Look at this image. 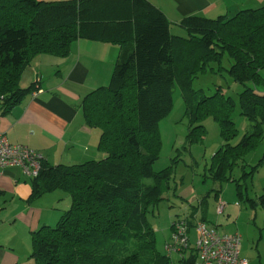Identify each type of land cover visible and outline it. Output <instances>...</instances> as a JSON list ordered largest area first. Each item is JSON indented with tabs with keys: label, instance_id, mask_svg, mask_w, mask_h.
Segmentation results:
<instances>
[{
	"label": "trees",
	"instance_id": "16d2710c",
	"mask_svg": "<svg viewBox=\"0 0 264 264\" xmlns=\"http://www.w3.org/2000/svg\"><path fill=\"white\" fill-rule=\"evenodd\" d=\"M179 24L183 36L170 32L169 20L148 0H0V113L34 89V83L22 87L20 80L37 55L65 57L80 38L120 49L108 83L81 102L85 123L99 131L97 149L103 156L74 164L41 162L37 176L29 177V200L54 190L70 197L54 226L31 232L34 264H194L189 229L200 221L220 232L196 216L197 206H190L179 219L188 242L176 251L178 263L156 247L147 214L171 188L173 176L171 165L152 168L161 146L158 124L171 109L177 85L190 125L188 141L202 139V121L211 116L223 141L212 154L211 175L234 181L227 169L245 161V154L264 138V5L233 16L189 15ZM224 56L230 60L227 68ZM212 64L241 86L240 113L251 125L235 142V100L221 86L214 95L197 99L192 86ZM245 198L251 206H264V186L257 199Z\"/></svg>",
	"mask_w": 264,
	"mask_h": 264
},
{
	"label": "crops",
	"instance_id": "0c3cea01",
	"mask_svg": "<svg viewBox=\"0 0 264 264\" xmlns=\"http://www.w3.org/2000/svg\"><path fill=\"white\" fill-rule=\"evenodd\" d=\"M148 1L166 16L170 32L176 35H184L179 23L185 16H233L239 10L264 5V0ZM119 53L117 44L80 38L71 43L65 57L37 55L21 76L25 83L21 86L34 83V89L0 113V131L6 140L38 150L42 163L50 165L102 157L97 149L99 131L85 123L81 102L89 91L108 83ZM29 179L17 165L0 168V264H34L31 232L58 220L59 202L68 196L54 190L29 200ZM243 247L239 256L247 264H264V231L252 255L247 256Z\"/></svg>",
	"mask_w": 264,
	"mask_h": 264
},
{
	"label": "rangeland",
	"instance_id": "374dc122",
	"mask_svg": "<svg viewBox=\"0 0 264 264\" xmlns=\"http://www.w3.org/2000/svg\"><path fill=\"white\" fill-rule=\"evenodd\" d=\"M185 34L186 31H184ZM229 63L230 60L224 56L222 66L227 68ZM211 67L212 69L208 68L198 74L192 82L196 98L198 99L201 95H214L216 87L221 86L222 93L235 100L231 118L235 123L237 134L232 142L238 141L251 125V121L240 113L237 100L241 86L232 82L225 69H218L216 64H212ZM260 74L264 78V68L260 70ZM20 85H25L24 80L20 81ZM184 112L185 104L181 91L177 85H174L171 109L158 124L161 146L159 156L152 164L154 171L169 165L173 168L171 188L163 192L164 198L147 214L148 221L155 232L156 247L160 251L168 252L165 244L171 240L172 223L184 217L190 206H197L196 216L198 218L204 216L205 221L209 225L216 226L220 232L238 233L241 236L239 249L242 250V247L245 246L247 256L248 254L252 255V251H256V244L261 233L264 231L261 229L264 220V206L260 204L251 206L245 197L257 199L262 193L264 186V138L254 149L245 154V161L227 169L226 174L232 175L234 181L216 180L211 175V157L223 143L219 126L211 116L205 117L202 121L205 129L204 136L199 141L189 142L190 125ZM145 181L151 183L152 179ZM238 184H240L242 196L237 192ZM173 187L176 189L175 194ZM58 191L67 195L61 190ZM220 201L225 202L226 206L222 213H217ZM69 205L70 197L64 196L58 206L62 209L60 214ZM58 220L51 223L50 226H54ZM196 237L195 230L191 227L189 229L190 247L195 244ZM170 255L173 262L178 263V252L172 250Z\"/></svg>",
	"mask_w": 264,
	"mask_h": 264
},
{
	"label": "built area",
	"instance_id": "2783aa9c",
	"mask_svg": "<svg viewBox=\"0 0 264 264\" xmlns=\"http://www.w3.org/2000/svg\"><path fill=\"white\" fill-rule=\"evenodd\" d=\"M42 154L21 143H9L0 131V168L17 165L28 177L37 176ZM225 203L220 201L217 212H221ZM196 241L193 245L196 252L194 264H247V260L239 256L240 237L238 234L228 235L218 232L204 222L195 224ZM186 226L182 220L174 224L171 240L165 244L170 251H179L187 246Z\"/></svg>",
	"mask_w": 264,
	"mask_h": 264
}]
</instances>
